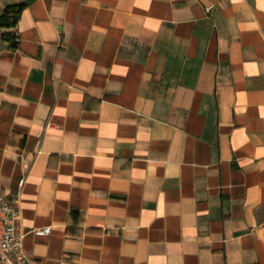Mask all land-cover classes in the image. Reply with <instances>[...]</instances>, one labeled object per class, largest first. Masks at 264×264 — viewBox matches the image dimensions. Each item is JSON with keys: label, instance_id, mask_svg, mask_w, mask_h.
<instances>
[{"label": "crops", "instance_id": "0c3cea01", "mask_svg": "<svg viewBox=\"0 0 264 264\" xmlns=\"http://www.w3.org/2000/svg\"><path fill=\"white\" fill-rule=\"evenodd\" d=\"M0 194L29 264H264V0L30 1Z\"/></svg>", "mask_w": 264, "mask_h": 264}, {"label": "built area", "instance_id": "2783aa9c", "mask_svg": "<svg viewBox=\"0 0 264 264\" xmlns=\"http://www.w3.org/2000/svg\"><path fill=\"white\" fill-rule=\"evenodd\" d=\"M212 5L206 9L210 11ZM25 178L20 182L23 186ZM20 207L18 198L0 194V264H29V257L23 243L24 234L20 231ZM51 227L37 228V234H49Z\"/></svg>", "mask_w": 264, "mask_h": 264}, {"label": "trees", "instance_id": "16d2710c", "mask_svg": "<svg viewBox=\"0 0 264 264\" xmlns=\"http://www.w3.org/2000/svg\"><path fill=\"white\" fill-rule=\"evenodd\" d=\"M32 0H24L19 3L8 4L3 13L0 15V27L16 28L18 23V18L23 10V8ZM6 41H10L13 46L18 44L16 40V33L14 31H5L2 34Z\"/></svg>", "mask_w": 264, "mask_h": 264}]
</instances>
